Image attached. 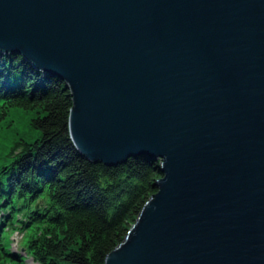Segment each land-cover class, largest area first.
Returning <instances> with one entry per match:
<instances>
[{
	"label": "water",
	"instance_id": "95a60500",
	"mask_svg": "<svg viewBox=\"0 0 264 264\" xmlns=\"http://www.w3.org/2000/svg\"><path fill=\"white\" fill-rule=\"evenodd\" d=\"M0 53L63 84L84 160L157 162L103 264H264V0H0Z\"/></svg>",
	"mask_w": 264,
	"mask_h": 264
},
{
	"label": "trees",
	"instance_id": "16d2710c",
	"mask_svg": "<svg viewBox=\"0 0 264 264\" xmlns=\"http://www.w3.org/2000/svg\"><path fill=\"white\" fill-rule=\"evenodd\" d=\"M70 107L61 82L0 54V123L20 109L38 130L33 141H13L1 159L0 264H103L156 192V161L105 167L79 156L67 131ZM11 231L21 235L22 253L5 246Z\"/></svg>",
	"mask_w": 264,
	"mask_h": 264
},
{
	"label": "rangeland",
	"instance_id": "374dc122",
	"mask_svg": "<svg viewBox=\"0 0 264 264\" xmlns=\"http://www.w3.org/2000/svg\"><path fill=\"white\" fill-rule=\"evenodd\" d=\"M37 136L38 130L29 125V115L20 109H11L7 119L0 123V163H2V160L4 161L2 156L8 151L13 141L20 138L33 141ZM6 236L5 246L12 252L22 253V248H20L22 242L21 235L15 231H11ZM1 264H9V262H3ZM24 264H32V262L29 258H25Z\"/></svg>",
	"mask_w": 264,
	"mask_h": 264
},
{
	"label": "bare ground",
	"instance_id": "6f19581e",
	"mask_svg": "<svg viewBox=\"0 0 264 264\" xmlns=\"http://www.w3.org/2000/svg\"><path fill=\"white\" fill-rule=\"evenodd\" d=\"M10 55V54H9ZM13 55V54H12Z\"/></svg>",
	"mask_w": 264,
	"mask_h": 264
}]
</instances>
